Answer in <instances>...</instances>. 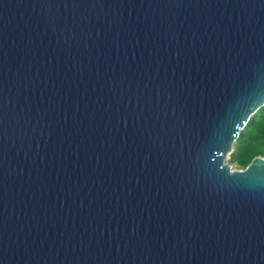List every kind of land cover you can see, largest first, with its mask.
<instances>
[{
    "label": "water",
    "instance_id": "95a60500",
    "mask_svg": "<svg viewBox=\"0 0 264 264\" xmlns=\"http://www.w3.org/2000/svg\"><path fill=\"white\" fill-rule=\"evenodd\" d=\"M264 0H0V264H264Z\"/></svg>",
    "mask_w": 264,
    "mask_h": 264
},
{
    "label": "trees",
    "instance_id": "16d2710c",
    "mask_svg": "<svg viewBox=\"0 0 264 264\" xmlns=\"http://www.w3.org/2000/svg\"><path fill=\"white\" fill-rule=\"evenodd\" d=\"M259 155L264 156V107L259 116L250 120L246 130L241 132L232 159L248 166Z\"/></svg>",
    "mask_w": 264,
    "mask_h": 264
},
{
    "label": "rangeland",
    "instance_id": "374dc122",
    "mask_svg": "<svg viewBox=\"0 0 264 264\" xmlns=\"http://www.w3.org/2000/svg\"><path fill=\"white\" fill-rule=\"evenodd\" d=\"M263 108V107H262ZM261 108V109H262ZM261 109H259L257 111V113L255 115H253L251 117V120L258 117L259 116V113L261 111ZM246 130V127L242 130V131H245ZM236 151V142H235V146H234V150L232 153L228 154L226 156V164H229L233 170H242V169H245L247 166H243L241 164H239L236 160H233L232 157H233V153Z\"/></svg>",
    "mask_w": 264,
    "mask_h": 264
},
{
    "label": "snow or ice",
    "instance_id": "6c2138e0",
    "mask_svg": "<svg viewBox=\"0 0 264 264\" xmlns=\"http://www.w3.org/2000/svg\"><path fill=\"white\" fill-rule=\"evenodd\" d=\"M260 178L264 179V176H261Z\"/></svg>",
    "mask_w": 264,
    "mask_h": 264
}]
</instances>
